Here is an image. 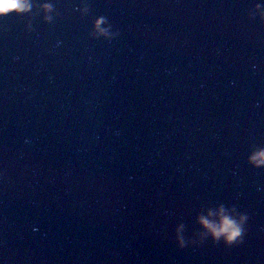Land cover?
<instances>
[{
    "label": "water",
    "instance_id": "obj_1",
    "mask_svg": "<svg viewBox=\"0 0 264 264\" xmlns=\"http://www.w3.org/2000/svg\"><path fill=\"white\" fill-rule=\"evenodd\" d=\"M50 2L0 17V220L57 264H264V0Z\"/></svg>",
    "mask_w": 264,
    "mask_h": 264
},
{
    "label": "clouds",
    "instance_id": "obj_2",
    "mask_svg": "<svg viewBox=\"0 0 264 264\" xmlns=\"http://www.w3.org/2000/svg\"><path fill=\"white\" fill-rule=\"evenodd\" d=\"M38 10L42 11V19L44 22L53 21L54 6L50 0H39L36 5ZM33 8L32 0H0V17L10 13H29ZM255 8L259 10V15L264 21V3H257ZM78 10L83 13L86 11V6H78ZM106 23L104 17H98L93 22V34L98 36H108L109 30L107 27H101ZM31 30V25L28 26ZM248 162L256 168L264 167V148H255L247 157ZM216 217V219H210ZM249 220L246 212H237L235 207L226 209L220 205L215 211L208 209L207 215L199 217L200 223L206 230V234L210 235L215 241L223 240V242L231 246L240 243L245 233V224ZM183 225L176 230V239L181 247L185 246L184 237L181 235Z\"/></svg>",
    "mask_w": 264,
    "mask_h": 264
}]
</instances>
